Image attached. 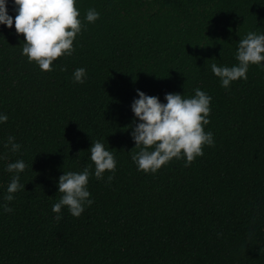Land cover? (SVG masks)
Here are the masks:
<instances>
[{
  "label": "trees",
  "instance_id": "trees-1",
  "mask_svg": "<svg viewBox=\"0 0 264 264\" xmlns=\"http://www.w3.org/2000/svg\"><path fill=\"white\" fill-rule=\"evenodd\" d=\"M0 264H264V0H0Z\"/></svg>",
  "mask_w": 264,
  "mask_h": 264
}]
</instances>
